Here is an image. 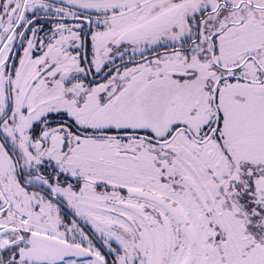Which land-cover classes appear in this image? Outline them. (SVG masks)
<instances>
[{
  "label": "snow or ice",
  "instance_id": "obj_1",
  "mask_svg": "<svg viewBox=\"0 0 264 264\" xmlns=\"http://www.w3.org/2000/svg\"><path fill=\"white\" fill-rule=\"evenodd\" d=\"M0 264H264V0H0Z\"/></svg>",
  "mask_w": 264,
  "mask_h": 264
}]
</instances>
